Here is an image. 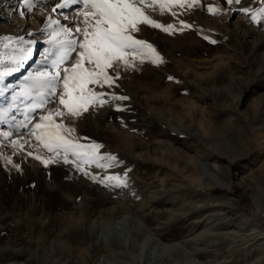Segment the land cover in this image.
<instances>
[{
    "label": "rangeland",
    "instance_id": "rangeland-1",
    "mask_svg": "<svg viewBox=\"0 0 264 264\" xmlns=\"http://www.w3.org/2000/svg\"><path fill=\"white\" fill-rule=\"evenodd\" d=\"M20 1L0 0V263L95 264L128 233L158 264H264V0L137 4L162 27L131 35L163 62L128 50L79 116L60 100L91 9Z\"/></svg>",
    "mask_w": 264,
    "mask_h": 264
},
{
    "label": "snow or ice",
    "instance_id": "snow-or-ice-1",
    "mask_svg": "<svg viewBox=\"0 0 264 264\" xmlns=\"http://www.w3.org/2000/svg\"><path fill=\"white\" fill-rule=\"evenodd\" d=\"M70 3L75 4L78 0H69ZM86 8H90L91 11H85L80 13L83 16L84 27H77V32H83L84 39L80 42V51L77 53L75 64L71 68V76L68 75L69 69H64V89L65 92L61 94L60 103L67 109V114L70 116H79L81 111H87L86 107H82L77 104L76 101H85L88 93L91 91L87 88L88 84H100L103 83L111 85L113 77L108 74V69H113L118 73V62L123 61L125 66H128V50L135 52L137 47L146 48L151 53L155 54L153 63H162L163 60L155 53V49L151 44L144 40L136 39L131 33L140 31L138 27L140 24H151L153 27H162L155 20H152L145 14L141 7H153L159 0H80ZM199 0H192L188 5L189 7L195 6ZM227 3H240V0H226ZM25 5L30 11L33 7V0H23ZM68 7V3H60L56 5V8ZM163 8V4H161ZM56 9H53L55 11ZM209 12L213 14H220V10L209 7ZM247 11V9H242ZM264 12V9H260ZM21 16L25 15V12L20 13ZM253 19H256L255 13H253ZM52 23H59V21H53ZM187 26V25H186ZM172 25L165 28L168 31ZM65 32L70 33V29L65 28ZM208 39V37H205ZM215 43V41H212ZM76 41H68L62 45L69 51H65L61 56V63L66 60L70 54V51H76L74 48ZM85 63L91 67H85ZM8 73L0 74V79ZM59 75V72L57 73ZM171 79V77H169ZM56 80L53 76L51 80L45 83L51 85ZM76 93L74 95L73 93ZM65 95L68 99H65ZM93 97L102 96L103 93H93ZM113 99L124 100L127 97H113ZM106 101L101 100V103ZM56 115H64L63 112L57 110ZM43 119V118H42ZM51 119V117H47ZM39 127V126H38ZM57 127L63 128L64 126L57 125ZM72 131V129H68ZM8 135V133H4ZM62 139V138H61ZM67 143V141H65ZM95 147H99L96 145ZM49 150H52L49 146ZM39 159V157H37ZM10 162V161H9ZM18 167V166H17Z\"/></svg>",
    "mask_w": 264,
    "mask_h": 264
},
{
    "label": "bare ground",
    "instance_id": "bare-ground-1",
    "mask_svg": "<svg viewBox=\"0 0 264 264\" xmlns=\"http://www.w3.org/2000/svg\"><path fill=\"white\" fill-rule=\"evenodd\" d=\"M12 4L11 5H17V6H21V1L20 0H12ZM39 13H41V9L38 10ZM71 15V17L69 18V20L71 19H76V21H80L81 18L78 17V15H76L74 12H71L69 14V16ZM176 23V22H175ZM179 26V25H178ZM181 30V29H180ZM204 174H208V172H206V169H205V172ZM211 175V174H209ZM218 184L222 185H225L224 182H221V180L219 179H215ZM263 193V192H262ZM84 204V203H83ZM36 206V205H35ZM41 208V207H40ZM28 209V208H27ZM38 210V209H37ZM41 210V209H40ZM39 210V211H40ZM35 212V211H34ZM37 212V211H36ZM41 213V212H40ZM84 213V212H83ZM33 214V213H32ZM37 214V213H36ZM34 219V218H33ZM35 221V220H34ZM33 225V224H32ZM136 232L132 233L133 236H136ZM261 234L263 235V233L261 232ZM129 234L127 233L125 240H124V243L123 244H120V243H113L109 246V249L110 251H112L111 254L109 253H106L102 259L100 258H97L95 260V264H158L157 262L155 263V259H156V256H147L145 259H141V256L138 257V255L136 254V251L138 250V248L136 247V243L132 240H130V237H128ZM263 237V236H262ZM127 238V239H126ZM174 247L173 245H170V246H162L161 247V253H164L165 251H167V249L169 248H172ZM127 249L129 252H130V255L128 253H125L124 250ZM94 251H96L97 253H100L101 252V245H98L96 246V248L94 249ZM12 252V251H11ZM14 252V251H13ZM178 252V250H177ZM9 253V252H8ZM56 254V253H55ZM54 254V255H55ZM62 255V252H59L58 253V257H56V260H54V262H48V259L49 257H45L43 258V261H42V264H56L57 261H59L61 258L60 256ZM158 257V256H157ZM27 258V257H26ZM113 258V260H112ZM162 258H164V256H161L160 257V260H162ZM29 259V258H27ZM10 260V259H9ZM166 259H163L162 262H165ZM13 262V261H11ZM17 261L14 262V264H17L16 263ZM36 262V261H35ZM1 264V263H0ZM13 264V263H11ZM18 264H31L29 262H21V263H18ZM176 264H180L179 262H177Z\"/></svg>",
    "mask_w": 264,
    "mask_h": 264
},
{
    "label": "built area",
    "instance_id": "built-area-1",
    "mask_svg": "<svg viewBox=\"0 0 264 264\" xmlns=\"http://www.w3.org/2000/svg\"><path fill=\"white\" fill-rule=\"evenodd\" d=\"M258 225L264 228V214L259 216Z\"/></svg>",
    "mask_w": 264,
    "mask_h": 264
}]
</instances>
